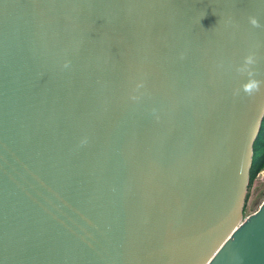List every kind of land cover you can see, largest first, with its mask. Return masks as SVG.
<instances>
[{
  "label": "water",
  "instance_id": "1",
  "mask_svg": "<svg viewBox=\"0 0 264 264\" xmlns=\"http://www.w3.org/2000/svg\"><path fill=\"white\" fill-rule=\"evenodd\" d=\"M250 53L264 0H0V264H264Z\"/></svg>",
  "mask_w": 264,
  "mask_h": 264
},
{
  "label": "rangeland",
  "instance_id": "2",
  "mask_svg": "<svg viewBox=\"0 0 264 264\" xmlns=\"http://www.w3.org/2000/svg\"><path fill=\"white\" fill-rule=\"evenodd\" d=\"M264 201V171L254 180L253 184L247 186L246 197L243 207V219L255 213Z\"/></svg>",
  "mask_w": 264,
  "mask_h": 264
},
{
  "label": "trees",
  "instance_id": "3",
  "mask_svg": "<svg viewBox=\"0 0 264 264\" xmlns=\"http://www.w3.org/2000/svg\"><path fill=\"white\" fill-rule=\"evenodd\" d=\"M262 171H264V116L260 130L253 143V154L249 168V188L253 184L257 175Z\"/></svg>",
  "mask_w": 264,
  "mask_h": 264
},
{
  "label": "clouds",
  "instance_id": "4",
  "mask_svg": "<svg viewBox=\"0 0 264 264\" xmlns=\"http://www.w3.org/2000/svg\"><path fill=\"white\" fill-rule=\"evenodd\" d=\"M249 22L253 27H260L258 20L255 17H250ZM257 63V59L254 53H250L249 55L244 57V67L238 69V71L248 75L249 79L247 83L242 85L243 92L247 95L251 96L255 92L260 90L261 83H264L260 80L255 79L256 72L252 69L251 66Z\"/></svg>",
  "mask_w": 264,
  "mask_h": 264
},
{
  "label": "built area",
  "instance_id": "5",
  "mask_svg": "<svg viewBox=\"0 0 264 264\" xmlns=\"http://www.w3.org/2000/svg\"><path fill=\"white\" fill-rule=\"evenodd\" d=\"M260 173H262V172H260ZM260 173H259V174H260ZM259 174H258V175H259ZM258 175H257V176H258Z\"/></svg>",
  "mask_w": 264,
  "mask_h": 264
}]
</instances>
